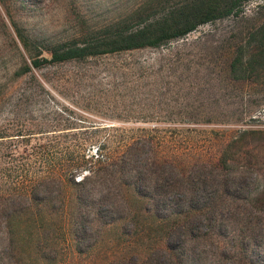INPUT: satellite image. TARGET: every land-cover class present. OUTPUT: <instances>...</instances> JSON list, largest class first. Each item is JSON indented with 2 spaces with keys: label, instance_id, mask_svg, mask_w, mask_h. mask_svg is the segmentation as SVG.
<instances>
[{
  "label": "rangeland",
  "instance_id": "374dc122",
  "mask_svg": "<svg viewBox=\"0 0 264 264\" xmlns=\"http://www.w3.org/2000/svg\"><path fill=\"white\" fill-rule=\"evenodd\" d=\"M140 1L0 5V199L8 195V202L15 199V206L25 208L53 193L46 206L32 211L40 212L45 264H118L146 251L148 240L128 231L138 232L140 223L134 228L121 220L102 232L95 224L90 238L75 240L66 219L75 193L67 181L70 162L93 166L97 154L118 159L130 145L133 165L159 157L191 166L214 160L221 141L243 128L264 129V83L236 80L239 73L231 74L229 66L235 55H247L264 40V0L245 2L244 13L201 24L161 47L32 65V59L49 56L47 47L80 29L99 31L112 19L129 17ZM58 177L65 183L59 197ZM62 202L64 211L58 212ZM257 241L247 259L264 264V237ZM201 258L196 264H211L213 254Z\"/></svg>",
  "mask_w": 264,
  "mask_h": 264
},
{
  "label": "trees",
  "instance_id": "16d2710c",
  "mask_svg": "<svg viewBox=\"0 0 264 264\" xmlns=\"http://www.w3.org/2000/svg\"><path fill=\"white\" fill-rule=\"evenodd\" d=\"M249 1L184 0L170 5V0H142L127 18L112 19L99 31L80 29L71 39L50 45L49 56L32 59V65L161 47L201 24L244 13V3ZM261 28L264 31V22ZM229 66L231 74L239 73L233 75L236 80L264 83V40L247 55H235ZM131 149L127 146L118 159L97 154L93 166L86 160L67 165V181L75 193L66 219L75 240L90 238L95 224L102 232L121 220L134 228L140 223L138 232L128 231L148 241L143 255L125 257L118 264H196L207 252L213 254L211 264H255L247 253L258 237H264L263 128H243L221 141L214 160L191 166L159 157L133 165L128 162ZM84 168L87 173L76 181L74 175ZM56 179L59 197L65 183L61 177ZM51 196L48 193L38 204L46 206ZM7 197L0 199V264H45L49 255L46 240L39 248L44 234L38 225L40 212H32L39 210L38 204L15 206V199L8 202ZM63 202L58 212L64 211Z\"/></svg>",
  "mask_w": 264,
  "mask_h": 264
}]
</instances>
